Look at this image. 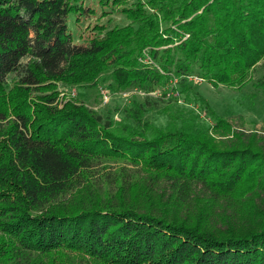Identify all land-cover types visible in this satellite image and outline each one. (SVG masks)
<instances>
[{
  "label": "trees",
  "instance_id": "obj_1",
  "mask_svg": "<svg viewBox=\"0 0 264 264\" xmlns=\"http://www.w3.org/2000/svg\"><path fill=\"white\" fill-rule=\"evenodd\" d=\"M94 2L0 0V264H264V133L185 78L240 86L259 66L264 94V0ZM116 6L126 23L99 21ZM172 75L226 137L163 96L57 104L59 86Z\"/></svg>",
  "mask_w": 264,
  "mask_h": 264
},
{
  "label": "rangeland",
  "instance_id": "obj_2",
  "mask_svg": "<svg viewBox=\"0 0 264 264\" xmlns=\"http://www.w3.org/2000/svg\"><path fill=\"white\" fill-rule=\"evenodd\" d=\"M92 1L94 2V0ZM127 1L131 2L133 0ZM116 9L117 6L113 10L109 9L112 12L100 18L99 21L104 22L108 18H111L112 21H117L120 24L126 23L127 19L122 14H118ZM95 21H97L96 17H92L80 22L78 26L76 25V41L79 39L78 35L80 36L84 33L86 26L91 25ZM262 73V69L259 66H256L252 73L248 75L246 81L240 86H227L223 84L213 85L210 82L207 83V81L190 83H193V87L198 93L207 99L208 104L214 112L229 123L231 129L256 130L257 132L264 133V94L254 85L255 80ZM98 87H102V85L100 84ZM105 89L110 93V98L105 104L110 105L111 107L116 106L115 104L124 106L128 104L133 97L124 96L120 91L110 92L107 88ZM58 90L57 104L59 107H61L68 99L74 97L83 98L86 105L92 109L98 107L101 109L106 106L105 104H103L104 106L101 105L99 89L84 91L77 88L74 90V94H72V88L59 86ZM134 96L139 97L141 95L134 94ZM171 100L181 106L191 108L198 116L199 120L209 127V135L213 137L214 140H217L216 142L220 141L219 139L222 137H226L222 134V131L218 132V130H223V128L216 126L214 118L208 116L206 111L202 110L198 104L189 103L187 100H184L180 91L179 99L172 97ZM160 121H163L162 117L158 118V122Z\"/></svg>",
  "mask_w": 264,
  "mask_h": 264
},
{
  "label": "built area",
  "instance_id": "obj_3",
  "mask_svg": "<svg viewBox=\"0 0 264 264\" xmlns=\"http://www.w3.org/2000/svg\"><path fill=\"white\" fill-rule=\"evenodd\" d=\"M186 36L187 35H185V37ZM143 54L146 57L145 61H149L146 50L143 51ZM185 78L187 79V81L193 82V83H201V82L205 81L204 78H202L201 76L195 75V74L185 75ZM178 82H179V77L172 75L170 80L168 81V83L159 89H155V90L150 91V92H144V91H141L139 89L133 88V89H130L128 91H123L121 93H122V95L127 96V97L134 96V94H138L141 96L149 95L152 97L163 96V98H165V99H167V98L171 99L172 97H176L177 99H179ZM99 91H100V95H101V105H103V104L108 102V100L110 98V93L104 87H100ZM163 93H164V95H163ZM72 94H74V89H72ZM98 108H96V109H98Z\"/></svg>",
  "mask_w": 264,
  "mask_h": 264
}]
</instances>
